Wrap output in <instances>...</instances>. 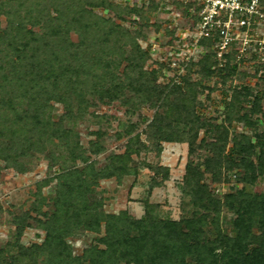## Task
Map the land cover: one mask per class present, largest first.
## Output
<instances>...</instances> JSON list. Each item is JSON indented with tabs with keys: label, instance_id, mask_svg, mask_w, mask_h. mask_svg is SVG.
<instances>
[{
	"label": "trees",
	"instance_id": "obj_1",
	"mask_svg": "<svg viewBox=\"0 0 264 264\" xmlns=\"http://www.w3.org/2000/svg\"><path fill=\"white\" fill-rule=\"evenodd\" d=\"M96 8L116 11L117 6L111 0H0V139L8 142L7 148H0V163L25 173L26 160L48 154L50 166L62 168L54 177L53 210L44 222L43 243L25 247L21 237L30 216L15 218L17 253L8 261L0 251V264H37L39 257L44 264H264V193L248 188L264 175V131L255 129L264 122L261 96L247 86L235 88L224 102L222 122L201 120L196 105L204 86L192 81V68L198 67L204 78L218 75L225 81L237 71L229 54L218 67L213 42L202 40L201 46L209 51L189 63L178 82L162 88L158 79L164 66L148 68L151 53L138 43L147 24L132 32L120 16L118 22L102 18ZM185 12L191 15L190 5H185ZM128 13L144 20L141 9ZM191 19L196 22L195 16ZM49 103L62 105L65 115L54 120ZM97 103L154 109L144 133L158 159L163 143L187 145L180 190L192 209L188 214L179 220L163 218L156 211L158 205L148 202L149 193L170 178V170L158 163L143 164L153 176L142 201V218L101 211L102 201L94 198L99 181L136 177L138 165L131 157L150 149L133 135L136 127L130 125L116 134L117 139H128L124 153L111 155L101 168L89 163L77 134L66 125L83 118ZM232 122L243 123L252 134H232ZM200 131L211 137L196 145ZM94 135L103 138L102 132ZM49 149L61 156L49 154ZM103 152V145L91 142L92 155ZM78 156L84 163L81 168L76 167ZM206 174L216 184L238 177L243 186L216 198ZM222 209L234 215L230 232L220 226ZM102 223L104 249L92 247L74 257L68 238L79 229L99 233Z\"/></svg>",
	"mask_w": 264,
	"mask_h": 264
},
{
	"label": "rangeland",
	"instance_id": "obj_2",
	"mask_svg": "<svg viewBox=\"0 0 264 264\" xmlns=\"http://www.w3.org/2000/svg\"><path fill=\"white\" fill-rule=\"evenodd\" d=\"M111 3L117 6L116 11L96 8L95 13L102 18H111L115 22H118L117 17L120 16L124 19V26L132 32H137L139 26L147 24V28L143 29L144 38H140L138 43L142 49L149 50L151 53L152 61L148 63V68H159V64L164 66L158 79V84L162 88H166L171 82H178L179 76L186 73L187 65L198 60L201 55L209 51L204 46L195 49L182 46L184 49L181 56L174 55L175 52H179L178 48H181L183 43H189V37L184 41H179L185 34H189L193 22L191 16L186 15L185 5L180 0H111ZM132 8L141 9L144 12L141 14L144 20L140 16L129 14L128 9ZM71 38L76 41L75 34H72ZM211 51L214 49L212 48ZM228 54L231 58V64L237 65V71L232 78L225 81L218 75L209 79L204 78L200 75L198 67L192 68V81L201 82L204 86L197 96V103L200 104L196 105V111L200 114L201 120L213 121L216 124L222 122L225 115L224 102H228L232 91L241 86L250 87L253 93L261 96L260 105L264 113V61H261L258 58L259 55H256L251 49L241 52L238 48L233 47L228 50ZM173 62L175 65H172ZM216 68L215 65L214 69ZM49 104L54 107L52 113L54 120L65 115L62 105ZM242 106L247 111L252 110L249 104H242ZM154 113L155 110L147 106L133 109L119 103L109 105L97 103L88 108L83 118L66 125V128L77 134L78 142L83 146L86 155L90 157L89 163L95 162L97 168L103 167L111 155L124 153L128 139L127 137L117 139L116 134H123L130 125L136 127L133 135H139L141 142L150 149L149 152L132 155V160L138 165L136 177L126 176L120 182L114 178L99 181L95 188L94 198L102 201L101 211L104 214L118 215L121 212H126L132 218H142L144 215L142 201L148 196L149 185L153 176V172L143 166L144 163L151 165L158 163V165L170 170L169 180L162 187L154 188L148 196L150 204L158 205L156 211L161 217L179 220L186 212L188 214L192 210L187 206L188 199L182 196L180 190L184 167L187 162V145L163 143L160 158H156L153 146L144 133L147 125L153 119ZM255 117L252 116L251 119L254 120ZM255 129L260 132L264 131V122H260ZM96 132H102L103 138L100 139L94 135ZM230 132L238 135L252 134V131L246 129L243 123L236 122H232ZM204 137L206 140H210L211 135L206 137L205 133L200 131L196 145H199ZM91 142L103 145L104 152L99 155H92L90 153ZM7 147L8 142L0 139V148ZM48 152L49 154L53 153L56 158L61 156L58 150L51 149ZM200 154L207 155L203 152ZM194 160L196 161V159ZM25 163L28 168L25 173L5 169L0 163V251L8 261L11 256H15L17 253L15 218H23L26 214L30 216V219H27L29 227L25 229L21 237V243L25 247L43 243L45 238L44 222L53 210L52 200L56 191L54 177L62 171L59 165L50 166L48 154L34 155ZM65 165L71 166L70 163H65ZM82 166L84 163L78 156L76 167L81 168ZM205 180L216 198H222L233 187L240 188L243 186L238 177L232 176L222 184L212 183L208 174H206ZM44 181H48V183L42 186L41 183ZM39 188L40 197L37 195ZM248 188L253 193H264V175L258 177L255 184ZM42 200H45L44 204L38 205ZM36 208H40L38 212H36ZM219 218L221 228L230 232L229 222L234 218V215L222 209ZM212 232L213 228L209 225L207 233L211 234ZM103 236V223L99 233L83 229L75 231L68 238L72 255L81 257L84 250L92 247L104 249V246L100 244V239ZM37 264H44L42 257L37 259Z\"/></svg>",
	"mask_w": 264,
	"mask_h": 264
},
{
	"label": "built area",
	"instance_id": "obj_3",
	"mask_svg": "<svg viewBox=\"0 0 264 264\" xmlns=\"http://www.w3.org/2000/svg\"><path fill=\"white\" fill-rule=\"evenodd\" d=\"M183 5H190V16L196 17L192 22L189 34H185L180 41L189 37V43L183 47H201V41L211 40L215 57L222 66L224 55L233 47L241 52L253 50L261 61H264V0H180ZM189 48V49H190ZM262 56V57H261ZM172 65H175L173 62Z\"/></svg>",
	"mask_w": 264,
	"mask_h": 264
}]
</instances>
